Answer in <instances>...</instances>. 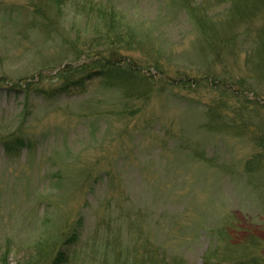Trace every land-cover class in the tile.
I'll list each match as a JSON object with an SVG mask.
<instances>
[{"label": "rangeland", "instance_id": "374dc122", "mask_svg": "<svg viewBox=\"0 0 264 264\" xmlns=\"http://www.w3.org/2000/svg\"><path fill=\"white\" fill-rule=\"evenodd\" d=\"M229 10L0 0V264H264V8ZM111 30L136 76L58 74L116 52Z\"/></svg>", "mask_w": 264, "mask_h": 264}, {"label": "trees", "instance_id": "16d2710c", "mask_svg": "<svg viewBox=\"0 0 264 264\" xmlns=\"http://www.w3.org/2000/svg\"><path fill=\"white\" fill-rule=\"evenodd\" d=\"M186 3L189 2V0H185ZM222 2H227L228 6H229V12L231 13V17L228 23H235L237 18L235 17V15H237L238 17H242L241 19H246L248 16L250 17V15H254L259 11H263L261 10L262 8H264V1L262 0H221ZM189 6H187L188 8ZM191 10H195L193 7L190 8ZM240 13V15H238ZM235 14V15H234ZM248 17V18H249ZM253 18V16H252ZM251 18V20H252ZM207 25V23L205 24V26ZM215 25V24H214ZM209 29L211 31L210 35H209V39H213L215 37V33L216 30L215 28H211L209 26ZM114 30L110 31L109 33H106L103 36V39H105L106 41H108V43H104L105 45H103V50L106 48H110L109 50L114 51L116 48V52L117 50H120L119 47L121 46L122 48L126 47L128 48V50H134L133 48L136 47L137 44L134 43L133 41V35L131 32H128L131 37L130 39H125V40H118V42L113 41L115 40V38L111 37L110 35L115 36L116 33H114ZM261 35V37H260ZM259 37L260 39L257 41L256 44V51L253 54V57L255 59V56L258 55L259 57L256 58V66L254 68V70L258 71L261 76L264 77V51L261 50L260 46L264 44V27H262L260 29V33H259ZM231 40V39H230ZM222 45H226L229 42V39H222ZM112 46V47H110ZM132 48V49H130ZM114 49V50H113ZM110 54H107V56H99L96 59H91L90 61H87L86 64H80L77 67H71L68 66L67 69H63L61 71L58 72L59 75H61L62 77L64 76H68V74H71V70L75 69V71H73L74 73H79L80 70H89L90 71V77H85L87 79H101L104 83H107L109 80L112 79L111 76L113 75H120L123 73H127V74H131L133 76H136L137 74L135 73L136 70L135 68L131 67L129 64H127L125 62V64H123L122 59H120L121 56H119L118 52L116 53L114 52H110L107 51ZM87 67H89L87 69ZM78 69V70H77ZM255 71V72H256ZM121 75V76H123ZM65 78V77H64ZM84 78V79H85ZM66 79V78H65ZM74 77H70L69 81H65V83L59 87V89H64V91L70 90L71 87H74L75 83H78V85L80 84L79 82L82 80H78L75 79L73 80ZM256 79V78H255ZM219 82H222L219 80ZM224 83V82H223ZM223 83H219L218 86L220 88H225L227 86H224ZM54 94V93H53ZM52 94V95H53ZM55 95V94H54ZM262 125H258V128L262 129V134L261 135H254V144H255V156H252V161L255 160L256 163L261 166H264V122L261 123ZM254 126V125H252ZM263 163V164H262ZM248 172V170H247ZM74 235V239L78 238V234L73 233ZM66 263L68 262V258L66 253H64L63 251H60L57 254V257L55 258V264H61V263Z\"/></svg>", "mask_w": 264, "mask_h": 264}]
</instances>
